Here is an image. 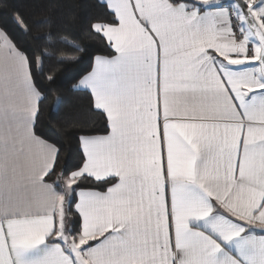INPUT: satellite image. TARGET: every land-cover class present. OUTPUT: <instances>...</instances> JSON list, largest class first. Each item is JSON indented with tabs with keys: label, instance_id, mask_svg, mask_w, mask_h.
Masks as SVG:
<instances>
[{
	"label": "snow or ice",
	"instance_id": "6c2138e0",
	"mask_svg": "<svg viewBox=\"0 0 264 264\" xmlns=\"http://www.w3.org/2000/svg\"><path fill=\"white\" fill-rule=\"evenodd\" d=\"M96 6L92 54L49 14L0 24V264H264V0ZM86 55L67 167L37 125Z\"/></svg>",
	"mask_w": 264,
	"mask_h": 264
},
{
	"label": "trees",
	"instance_id": "16d2710c",
	"mask_svg": "<svg viewBox=\"0 0 264 264\" xmlns=\"http://www.w3.org/2000/svg\"><path fill=\"white\" fill-rule=\"evenodd\" d=\"M0 4H3V7H0V24L9 29L14 28L12 17L17 12L26 19L33 20L40 19L42 14H49L62 41L67 40L69 45L75 43L82 46L89 54L95 53L101 47L98 40L87 32V22L102 13V9L96 6L97 0H0ZM16 35L21 43L32 46L33 42L29 37L19 33ZM56 55L73 59L80 53L61 42L56 46ZM53 63L54 61L46 60L45 69ZM88 63L89 56L86 55L79 64L56 65L57 80L48 86L54 90L42 105L37 125L38 131L62 145V161L67 167H71L75 160V145L71 139L73 121L95 119L87 112V97L84 94L66 91L67 81L85 70ZM56 90H59V97ZM56 99L59 103L53 107Z\"/></svg>",
	"mask_w": 264,
	"mask_h": 264
}]
</instances>
